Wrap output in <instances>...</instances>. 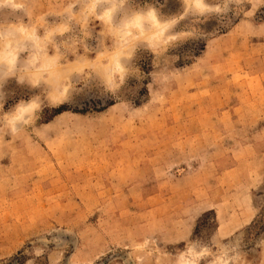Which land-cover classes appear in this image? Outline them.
<instances>
[{"label":"rangeland","instance_id":"1","mask_svg":"<svg viewBox=\"0 0 264 264\" xmlns=\"http://www.w3.org/2000/svg\"><path fill=\"white\" fill-rule=\"evenodd\" d=\"M65 2L26 0L23 19L55 29ZM228 2L201 16L183 0H132L177 16L178 34L167 50L141 46L119 90L92 70L112 38L79 15L57 38L79 48L65 49L56 103L48 87L5 83L0 117L36 94L44 108L0 132V264H176L189 249L210 264L224 245L232 264H264V0ZM206 212L217 228L195 231Z\"/></svg>","mask_w":264,"mask_h":264},{"label":"clouds","instance_id":"2","mask_svg":"<svg viewBox=\"0 0 264 264\" xmlns=\"http://www.w3.org/2000/svg\"><path fill=\"white\" fill-rule=\"evenodd\" d=\"M132 0H66L62 15L64 23H57L55 29L42 32L38 26H29L23 19L28 17L25 11L26 0H0V12L20 13L15 20L0 23V95L3 86L10 79L29 89L49 88V103H56L63 95L65 73L63 71L65 49L79 48V38L57 40L72 31L77 16L80 24L96 21L102 31L112 38L115 47L109 50L93 71L103 73L104 87L108 91L122 88L133 71L132 61L136 51L144 46L151 51L153 47H165L175 42L177 32L173 29L179 23L177 16L162 17L159 10L151 4L143 7H131ZM240 3L243 0H239ZM185 11H195L198 15L221 13V4L209 3V0H183ZM237 0H229L227 7L232 11ZM180 15H184L182 12ZM134 44L131 55H126L128 45ZM105 56V53H98ZM75 63V62H74ZM91 65L92 61H88ZM43 99L39 94L27 100H19L9 111L0 117V132L17 134L38 119V113L44 108ZM3 101H0L2 106ZM225 252L217 256L210 264H232L231 255ZM193 258L189 259L188 255ZM204 251L189 249L182 252L176 264H199L204 259Z\"/></svg>","mask_w":264,"mask_h":264},{"label":"trees","instance_id":"3","mask_svg":"<svg viewBox=\"0 0 264 264\" xmlns=\"http://www.w3.org/2000/svg\"><path fill=\"white\" fill-rule=\"evenodd\" d=\"M65 111H68V109L66 108V106L61 105L58 108L53 109V116L59 115V114L65 112ZM210 216L211 217L214 216V213L213 212H206V213L202 214V216L197 221V225H196V230L195 231H199V229L201 227L200 226L201 222L207 220L208 218L210 219ZM210 220H211V221H209L210 222V227L216 229L217 228V222L215 220V217L211 218ZM263 227H264V223L260 224L259 226H257L256 229L257 230H261ZM255 234H258V231H256Z\"/></svg>","mask_w":264,"mask_h":264}]
</instances>
